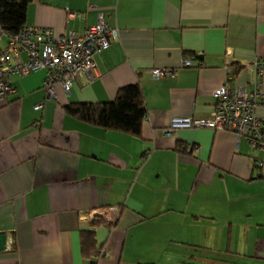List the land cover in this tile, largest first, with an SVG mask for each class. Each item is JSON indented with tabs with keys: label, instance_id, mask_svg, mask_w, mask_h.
Instances as JSON below:
<instances>
[{
	"label": "crops",
	"instance_id": "0c3cea01",
	"mask_svg": "<svg viewBox=\"0 0 264 264\" xmlns=\"http://www.w3.org/2000/svg\"><path fill=\"white\" fill-rule=\"evenodd\" d=\"M99 12L120 37L96 55L92 82L79 76L38 109L45 71L7 76L16 92L0 99V264H264L260 152L228 129L166 131L174 117H210L227 81L251 87L264 0H31L26 24L82 32ZM157 68L173 71L155 77ZM133 83L148 110L140 135L65 109ZM255 112L264 123V103ZM85 229L95 255L82 252Z\"/></svg>",
	"mask_w": 264,
	"mask_h": 264
},
{
	"label": "built area",
	"instance_id": "2783aa9c",
	"mask_svg": "<svg viewBox=\"0 0 264 264\" xmlns=\"http://www.w3.org/2000/svg\"><path fill=\"white\" fill-rule=\"evenodd\" d=\"M72 15H76L71 11ZM7 46L0 47V99L16 92L15 86L7 76H25L33 71H45L43 88L45 100L37 104L38 109L45 102L57 97V87L68 94L74 81L85 76L89 82L96 77V55L120 37V29L110 26L104 12H99L95 23L84 31H70L56 35L48 26L25 24L15 34H8ZM194 56L183 58L182 67H191ZM173 70L153 69L155 77H162ZM249 85L224 83L214 92L215 105L210 117L195 119L191 116L174 117L167 128V133L177 128H220L236 134L237 140L245 138L252 150L260 152L256 159L258 167L264 166V123L255 109L264 103V89L261 77L264 72V58H257L247 66ZM230 78V77H229ZM198 151L199 147L194 146ZM150 155V152L147 153ZM106 255V250L99 252V257Z\"/></svg>",
	"mask_w": 264,
	"mask_h": 264
},
{
	"label": "trees",
	"instance_id": "16d2710c",
	"mask_svg": "<svg viewBox=\"0 0 264 264\" xmlns=\"http://www.w3.org/2000/svg\"><path fill=\"white\" fill-rule=\"evenodd\" d=\"M31 0H0V25L3 32L17 33L26 24L27 8ZM69 114L84 121L113 129L140 135L143 121L147 115V105L139 83L121 87L115 98L101 102H72L65 105ZM179 146H182L179 144ZM105 222L93 221V226ZM82 252L86 256L95 255L96 238L93 229L81 231Z\"/></svg>",
	"mask_w": 264,
	"mask_h": 264
},
{
	"label": "water",
	"instance_id": "95a60500",
	"mask_svg": "<svg viewBox=\"0 0 264 264\" xmlns=\"http://www.w3.org/2000/svg\"><path fill=\"white\" fill-rule=\"evenodd\" d=\"M7 244V234L0 233V251L6 248Z\"/></svg>",
	"mask_w": 264,
	"mask_h": 264
}]
</instances>
